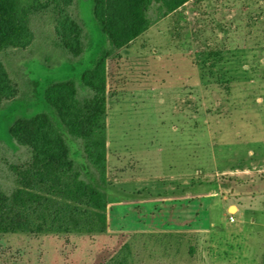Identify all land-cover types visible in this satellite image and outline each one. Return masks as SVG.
I'll use <instances>...</instances> for the list:
<instances>
[{
	"label": "rangeland",
	"instance_id": "obj_1",
	"mask_svg": "<svg viewBox=\"0 0 264 264\" xmlns=\"http://www.w3.org/2000/svg\"><path fill=\"white\" fill-rule=\"evenodd\" d=\"M92 8L93 0H78L86 34L78 58L56 45L48 13L33 19L28 46L0 53L18 89L0 105V189L18 187L12 165L28 158L8 132L14 119L46 112L58 123L43 96L53 82L75 79L86 93L81 73L108 46ZM150 12L158 14L156 4ZM106 95L108 229L0 234V264H106L125 245L128 264H264V197L256 195L264 188V0L187 1L108 57ZM69 144L82 162L78 144ZM224 164L236 169L222 172ZM186 174L199 205L223 183L253 192L247 212L231 224L217 208L209 218L198 207L215 230L150 231L157 203L129 192L162 195Z\"/></svg>",
	"mask_w": 264,
	"mask_h": 264
},
{
	"label": "trees",
	"instance_id": "obj_2",
	"mask_svg": "<svg viewBox=\"0 0 264 264\" xmlns=\"http://www.w3.org/2000/svg\"><path fill=\"white\" fill-rule=\"evenodd\" d=\"M189 0H93V17L106 36L93 65L75 79L49 84L43 93L58 123L46 112L18 116L8 126L25 163L12 165L18 187L0 189V234L103 233L108 227L107 59ZM78 0H0V53L35 38L33 19L52 18L56 45L71 58L82 55L86 34ZM156 4L158 14L151 15ZM18 89L0 57V105ZM69 140L82 152L74 158ZM106 264H128L129 248Z\"/></svg>",
	"mask_w": 264,
	"mask_h": 264
},
{
	"label": "crops",
	"instance_id": "obj_3",
	"mask_svg": "<svg viewBox=\"0 0 264 264\" xmlns=\"http://www.w3.org/2000/svg\"><path fill=\"white\" fill-rule=\"evenodd\" d=\"M238 156H234L232 158L231 163L235 162L240 163V161L236 160ZM232 163V164H233ZM224 171L226 172L228 169H236L235 166L231 167L229 166L228 169H225L228 167V164H224ZM190 176L183 175L178 178L176 183L174 185L169 186L167 189L164 190V192L167 191L168 196L164 197L162 196L164 194H157L156 196H150V198H142V194L138 192H133V190L129 193L133 195L134 198H130L132 201H140V200H155L157 203V206L155 207V213L152 214V226L150 227V231L155 230L159 232H186V231H203V232H210L214 228V223L208 227L204 226L203 221L201 223L202 218H200L198 207H206L205 212H207L206 215H209V211L212 210L210 207L213 206L214 208H217L216 211L221 212V216L226 220L228 223L234 224L237 222L238 216H242L246 211L245 204L243 203L247 199V195L253 194V192H245L240 188L237 184H232L230 187L223 183V185H219V191L210 190V195L208 198L205 199L203 203L200 205L197 204L199 201V198L194 197V193L192 190L187 189L190 187V184L188 183ZM232 180L235 178L231 177ZM233 180V181H234ZM169 189V190H168ZM261 195V197H264V188L261 192H256V195ZM135 195H138L137 198H135ZM258 195V196H259ZM246 196V197H245ZM215 199L216 202L210 204V202H213ZM252 199V198H251ZM257 199V198H256ZM191 200V201H190ZM241 200L242 202H239ZM260 200H263L260 198ZM196 203L194 204V202ZM252 204H254L253 200H251ZM108 202H109V212L111 208V203L108 196ZM242 203V204H241ZM251 208V206H250ZM255 208L249 209V211L254 210ZM247 212V211H246ZM228 215V217H227ZM232 215L235 220L230 221L229 216ZM158 219V220H156ZM240 231H242V226L236 225ZM235 228V227H234ZM215 230V229H214ZM148 231V230H145ZM135 232V231H130Z\"/></svg>",
	"mask_w": 264,
	"mask_h": 264
},
{
	"label": "built area",
	"instance_id": "obj_4",
	"mask_svg": "<svg viewBox=\"0 0 264 264\" xmlns=\"http://www.w3.org/2000/svg\"><path fill=\"white\" fill-rule=\"evenodd\" d=\"M229 220L232 222V221L235 220V218H234L232 215H230V216H229Z\"/></svg>",
	"mask_w": 264,
	"mask_h": 264
}]
</instances>
